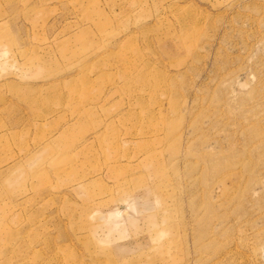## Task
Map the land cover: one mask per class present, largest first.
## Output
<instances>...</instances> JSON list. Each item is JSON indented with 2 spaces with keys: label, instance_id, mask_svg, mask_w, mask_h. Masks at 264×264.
I'll use <instances>...</instances> for the list:
<instances>
[{
  "label": "rangeland",
  "instance_id": "374dc122",
  "mask_svg": "<svg viewBox=\"0 0 264 264\" xmlns=\"http://www.w3.org/2000/svg\"><path fill=\"white\" fill-rule=\"evenodd\" d=\"M0 264H264V0H0Z\"/></svg>",
  "mask_w": 264,
  "mask_h": 264
}]
</instances>
